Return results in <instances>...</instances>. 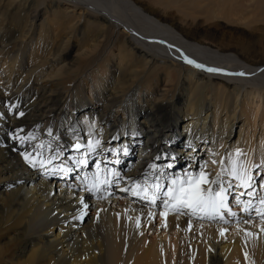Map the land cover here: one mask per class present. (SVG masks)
Segmentation results:
<instances>
[{"label":"bare ground","instance_id":"obj_1","mask_svg":"<svg viewBox=\"0 0 264 264\" xmlns=\"http://www.w3.org/2000/svg\"><path fill=\"white\" fill-rule=\"evenodd\" d=\"M76 34L82 58L64 62ZM171 121L184 137L170 140ZM89 140L101 144L88 151ZM81 155L86 165L69 159ZM233 161L251 187L237 186ZM58 166L71 171L52 174ZM201 170L209 181L221 173L210 186L227 189L241 224L222 210L225 224L165 208L171 180ZM97 175L114 186L108 198L87 189ZM261 184L264 0H0V264H264V220L243 210L250 196L235 201L246 190L264 198ZM238 226L245 232L223 239Z\"/></svg>","mask_w":264,"mask_h":264},{"label":"snow or ice","instance_id":"obj_2","mask_svg":"<svg viewBox=\"0 0 264 264\" xmlns=\"http://www.w3.org/2000/svg\"><path fill=\"white\" fill-rule=\"evenodd\" d=\"M187 63L189 64H195V67L197 68H204V65L202 64H196L193 60L188 59L187 57H184ZM209 72H220L222 69L218 68H207L206 69ZM230 75H244L243 72L240 73H229ZM21 115H23L21 113ZM101 144L100 140L92 141L89 140L87 143V149L88 151H95L97 147ZM82 145L80 143L75 144L76 149H80ZM109 151L115 152V149H109ZM125 154L128 153V148H124ZM237 156L240 155L239 149H237ZM22 156H24V159L28 161L33 167H35L37 161L34 159H30L29 155L26 153H21ZM57 157H52V159H56ZM72 162L77 165H86L88 163L87 159L84 158L83 155H81L79 158L69 157ZM41 167H44L46 163H51L50 160H43L41 159L39 161ZM215 163V161H213ZM150 168L156 169L155 164L149 165ZM168 168H171L172 165L168 164ZM97 168V174L100 171V163L97 162L96 164ZM243 166L241 165L239 168L235 161L232 162V169L229 173L231 176L235 177L237 181L240 183L237 185L238 187L243 186L245 188L251 187L250 181L252 180V176L248 175L247 171L242 170ZM71 169L65 166H58L53 169L52 174H58V173H64L67 174L70 172ZM107 175L108 177L112 176H119L118 172H115L111 169H107ZM221 173L217 174V178L213 179L211 181L208 180L206 173L201 170L199 175H191L186 173V179L181 180L179 177L172 179L170 182V185L168 187V191L164 193V196L167 197V199L164 200V206L165 208H171L172 210H180V209H188L192 214L196 215H204L207 217H216L221 215V210L227 208L226 200H227V189L221 185L219 191H213L211 188V184H216L218 181L219 176ZM164 176L163 171H161V176L156 177L157 180H160ZM87 180V177H85ZM110 182L109 179L100 180L97 178L89 183L88 191L89 192H96L99 191L101 184H108ZM202 185H209L207 192L201 187ZM157 192H159V189L161 187L160 184H155L152 186ZM228 187H231L229 184ZM261 188H264V184L260 185ZM126 190V189H125ZM147 188H144L143 190H140L139 185L133 186V195L141 196L142 199L149 200L151 203H155V196H148L147 195ZM249 196L252 195L251 192L248 193ZM80 203L83 205L84 209H87L89 206L84 203L83 197L80 199ZM252 207L251 203H248L244 206L243 210L248 211ZM256 213L259 217H261L262 220H264V198L260 200V206L256 208ZM228 214L231 216H235L236 213L231 212V210H228ZM86 215L85 212H81L80 219H83ZM149 216L152 215L151 212L148 213ZM165 213L161 212V216H164ZM222 218V217H221ZM137 226L139 227V218H137ZM224 229L220 230V234H224ZM246 235H251L250 232H246ZM247 256V254H245Z\"/></svg>","mask_w":264,"mask_h":264},{"label":"rangeland","instance_id":"obj_3","mask_svg":"<svg viewBox=\"0 0 264 264\" xmlns=\"http://www.w3.org/2000/svg\"><path fill=\"white\" fill-rule=\"evenodd\" d=\"M49 14V13H48ZM48 14L47 15H45L46 17L45 18H49L50 19V15L48 16ZM41 20H42V16L40 15L35 21H34V23H35V33L33 32V34H34V37L36 38L38 35H37V33H38V30H39V24H40V22H41ZM219 20V19H218ZM220 21L221 22H225L226 21V19L223 17V19L220 17ZM242 27V26H241ZM244 27H246V26H244ZM249 26L247 25V28H248ZM37 31V32H36ZM78 39V34H76L75 35V37H73V38H71L70 40H69V42H68V44H67V48H66V52H65V54H64V56H63V59L65 60L64 62H66V61H73L74 59L75 60H77L78 58H82L81 56L82 55H79L78 53H76L77 52V50H76V47H74V45H76V40ZM73 43V44H72ZM28 48V47H27ZM29 49V48H28ZM29 51H31V54L33 55V56H35V54L37 53V51L35 50V49H29ZM69 55V56H68ZM106 57V54L105 55H102V57L99 59V60H97L95 63H93V65H98L104 58ZM31 59H33V58H31ZM62 62H60L56 67H65V65L63 64ZM70 83V84H69ZM66 86H67V88H72V86H73V82L71 81V82H66ZM166 92H167V97H171L172 95H173V92L172 91H170V89L168 88V89H166L165 90ZM170 94V95H169ZM176 94V93H175ZM173 100H175V97H173ZM177 103V102H176ZM174 121V120H173ZM173 121H171V122H169V123H171V125H170V131H169V135H171V136H169L170 137V140H171V138H173V137H178V135H181V136H185V132H183L184 131V129H183V127H182V122H179L178 124H175ZM121 125H123V123H121V124H116L115 125V127L116 128H119ZM173 130V131H172ZM165 138V132H163V137L162 138H159V139H155L154 141H153V139H152V143L154 144V145H156L158 142H160V141H162L163 139ZM148 139V137L146 136V134H144V137L142 138V143H144L146 140ZM130 142L131 141H129V144H130ZM140 145V144H139ZM166 147H168L169 148V145H161V144H158L157 145V149H161V150H163V149H166ZM138 150H137V148H136V151H135V153L137 152ZM176 151L177 152H179V151H181V146L180 145H176ZM182 151H186V149H184V150H182ZM183 153H185V152H183ZM134 157H132V159H133ZM131 162V161H130ZM129 162V163H130ZM133 163L131 162L129 165L131 166ZM184 164V163H183ZM260 178V179H259ZM257 180H261V177H257ZM66 187H68V185L66 186ZM257 191H258V189H257ZM228 195H230V193L228 192ZM229 198H231V197H229ZM238 214H240V213H238ZM249 217V216H248ZM243 222V221H242ZM239 224H241V219L239 220V222H238ZM225 224V223H224ZM244 226H238V230L236 229V228H229V229H227V230H225L224 231V234L222 235L223 236V239L226 237V236H232V235H238V234H242V233H244L245 232V229L243 228ZM231 229H233V230H231ZM239 229H240V232H239ZM244 229V230H243ZM235 230V231H234ZM232 232V235H231V232ZM244 231V232H243ZM236 232V233H235ZM199 234H201L202 236H204V232H199ZM204 239V238H203ZM4 242V241H3ZM1 243V242H0Z\"/></svg>","mask_w":264,"mask_h":264}]
</instances>
